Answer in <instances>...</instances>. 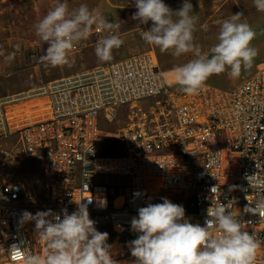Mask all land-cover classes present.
Listing matches in <instances>:
<instances>
[{
    "label": "built area",
    "instance_id": "1",
    "mask_svg": "<svg viewBox=\"0 0 264 264\" xmlns=\"http://www.w3.org/2000/svg\"><path fill=\"white\" fill-rule=\"evenodd\" d=\"M86 48L82 41L73 52ZM165 75L152 49L85 67L18 94L51 100L49 111L25 122L14 115L21 96L0 97L4 159L10 168L17 158L42 163L39 188H27L14 171L13 181L0 184V264H24L25 253L44 255L35 222L20 224L24 211L51 210L62 218V210L71 214L77 203L87 204L97 230L109 234L113 258L133 264L128 242L137 233L131 220L150 198L182 205L189 221L202 226L208 209L231 203L244 230L261 242L256 264H264V210L254 214L248 208L264 203V63L236 88L207 83L193 96L174 88ZM149 97L158 101L146 114L141 101ZM123 106L125 127L108 130L122 143V154L101 156V123L120 128L116 115ZM92 149L94 154L85 153ZM108 176L129 177L130 207L118 203L121 188L108 186ZM13 245L24 251H10Z\"/></svg>",
    "mask_w": 264,
    "mask_h": 264
},
{
    "label": "clouds",
    "instance_id": "2",
    "mask_svg": "<svg viewBox=\"0 0 264 264\" xmlns=\"http://www.w3.org/2000/svg\"><path fill=\"white\" fill-rule=\"evenodd\" d=\"M253 3L258 12H264V0ZM135 7L133 20L140 25L151 22L150 28L139 33L146 44L177 58L193 55L174 72L178 90L186 95H199L213 75L239 79L242 72L253 67L259 54L253 45L257 32L242 19L243 12L219 24L218 42L205 51L195 39L199 17L193 14L190 0H184L175 11L163 0H135ZM93 28L102 35L95 46L96 57L105 63L113 61L114 51L124 44L117 34L120 24L110 22L87 4L70 9L67 0H56L35 25L36 35L47 45L41 61L52 68L72 67L71 53L92 35ZM0 56L11 62L15 52L5 55L0 50ZM85 153L94 154V150ZM162 200L139 208L138 217L131 220V230L137 233V238L128 242L133 264H256L262 244L254 233L244 230L245 224L233 214L231 203L221 204L214 211L208 209L202 226L189 221L182 205ZM248 208L259 214L264 203ZM62 212V218L51 210L21 214L20 224L34 221L37 237L46 247L43 256L25 253L24 264H119L107 243L109 234L97 230L87 204L77 203V210L71 214L67 209ZM10 251L24 249L13 245Z\"/></svg>",
    "mask_w": 264,
    "mask_h": 264
},
{
    "label": "rangeland",
    "instance_id": "3",
    "mask_svg": "<svg viewBox=\"0 0 264 264\" xmlns=\"http://www.w3.org/2000/svg\"><path fill=\"white\" fill-rule=\"evenodd\" d=\"M55 2L56 0H0V50H3L5 55L15 52V59L11 62L5 61L4 57L0 56V96L21 94L54 78L84 71V67L77 63L78 59L84 57L79 55V52L71 53L72 67L52 68L45 66L40 59L45 54L47 45L36 35L35 25L51 10ZM163 2L170 6L173 11L179 9L176 8L177 3L169 4L171 0H163ZM197 2L200 4L193 5V14L199 17L194 35L196 42L202 46L203 50L207 51L218 42L219 24L237 12H243L244 17L242 19L257 32V38L253 41V45L258 49L259 54L250 70L242 72L239 79L233 80L226 74H220L213 75L207 81L209 84L229 90L236 88L246 81L252 72L258 70L260 64L264 63V12L256 10L253 0H199ZM67 3L70 9L78 8L80 4H87L89 9L102 13L110 22L119 21L120 30L117 34H126L121 37L125 44L117 50L114 56L122 54V51L131 55L152 49L161 68L169 69L172 67L173 70L194 58L191 53L177 58L169 53H161L156 46L146 44L139 33L141 29L150 28L151 22L148 25H140L138 21L132 19L133 14L137 11L135 0H67ZM174 18L176 17L174 16ZM92 38L89 37L87 41ZM17 45H19L18 51H16ZM32 55H35L36 58L31 59ZM89 56L94 61L96 60L94 53ZM86 58L84 57L82 61L89 60V57ZM75 60L77 61L76 64H74ZM170 84L173 87L176 86L172 82ZM157 101L158 98L156 97L143 99L141 101L143 112L150 114ZM127 112V106L120 107L118 110L116 119L122 124L120 128L115 123L110 125L105 121L101 123L102 137L98 145L101 156L122 154V143L112 138L108 134V130L109 132H121V129L126 125ZM5 151V147L0 149V184L3 181H13L11 172L14 171L17 173V178L27 188H39L37 186L42 178L39 173L42 166L41 161L31 160V158L23 160L17 158L12 162L10 168L8 161L4 159ZM161 152L170 151L163 150ZM129 180V177L123 176H108L106 178L108 186L121 188L120 195L125 198L124 203L128 207L131 203ZM150 199L154 204L161 201V199Z\"/></svg>",
    "mask_w": 264,
    "mask_h": 264
},
{
    "label": "bare ground",
    "instance_id": "4",
    "mask_svg": "<svg viewBox=\"0 0 264 264\" xmlns=\"http://www.w3.org/2000/svg\"><path fill=\"white\" fill-rule=\"evenodd\" d=\"M166 78L169 82H172L174 79V72L166 73ZM172 79V80H171ZM30 94H22L20 96L15 94V98H20L19 108L14 113L15 118L19 122L29 121L31 117H35L40 112L49 111L50 106V98L49 96H29ZM10 145V143H9ZM8 147V146H7ZM6 148V147H5ZM5 165V164H4ZM118 203H124V197L120 196L118 199Z\"/></svg>",
    "mask_w": 264,
    "mask_h": 264
},
{
    "label": "crops",
    "instance_id": "5",
    "mask_svg": "<svg viewBox=\"0 0 264 264\" xmlns=\"http://www.w3.org/2000/svg\"><path fill=\"white\" fill-rule=\"evenodd\" d=\"M197 1H199V0H190V2L192 3V5H194V4H196V3H198ZM183 2H184V0H171V2H169V4L170 3H177L176 4V8H180L181 6H182V4H183ZM198 4H200V2L198 3ZM201 5L203 6V4L201 3ZM118 33V32H117ZM138 34V33H137ZM119 36H120V38L122 37V36H124V35H126L125 33H120V34H118ZM90 37H93L92 39H90V41H87L86 40V42L88 43V48H86V49H82L80 52H79V55H83L85 58H86V56H87V58L89 57V60L87 59L86 61H82V59L84 58V57H81L80 59H78V62L75 60L74 62V64H76V62L78 63V65H81V67H84V69H85V67H90V66H94V65H96V64H98V63H102L101 61H99L98 60V58L96 57V55H95V46H96V44H97V42L100 40V38H99V36L98 35H96V34H94L93 33V31H92V35L90 36ZM124 44H125V42H124ZM126 46V45H125ZM121 49V48H120ZM117 52V50H115L114 51V54ZM92 53H94V55H95V58H96V60L94 61L89 55L90 54H92ZM137 53H139V52H137ZM137 53H135V54H137ZM131 55H134V54H131ZM122 56H125V57H122ZM128 56H130V53H128V52H126V51H122V54H120V55H118V56H114V60H116V59H120V58H126V57H128ZM169 69H171V70H168V72H175V70H173L172 69V67H169ZM172 80V79H171ZM172 83H174V84H176L175 83V79H173V81H172Z\"/></svg>",
    "mask_w": 264,
    "mask_h": 264
},
{
    "label": "trees",
    "instance_id": "6",
    "mask_svg": "<svg viewBox=\"0 0 264 264\" xmlns=\"http://www.w3.org/2000/svg\"><path fill=\"white\" fill-rule=\"evenodd\" d=\"M164 71H168L169 69H163ZM174 88L178 89V86L176 85Z\"/></svg>",
    "mask_w": 264,
    "mask_h": 264
}]
</instances>
